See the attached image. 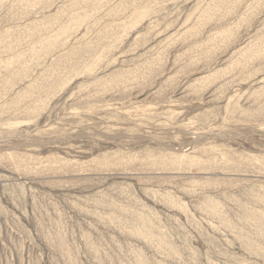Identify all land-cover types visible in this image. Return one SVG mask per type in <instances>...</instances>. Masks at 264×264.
Returning <instances> with one entry per match:
<instances>
[{
	"label": "rangeland",
	"instance_id": "obj_1",
	"mask_svg": "<svg viewBox=\"0 0 264 264\" xmlns=\"http://www.w3.org/2000/svg\"><path fill=\"white\" fill-rule=\"evenodd\" d=\"M0 264H264V0H0Z\"/></svg>",
	"mask_w": 264,
	"mask_h": 264
}]
</instances>
